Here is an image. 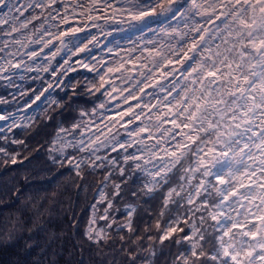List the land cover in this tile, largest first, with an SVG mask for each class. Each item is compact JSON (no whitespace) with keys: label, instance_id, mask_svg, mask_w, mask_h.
<instances>
[{"label":"snow or ice","instance_id":"6c2138e0","mask_svg":"<svg viewBox=\"0 0 264 264\" xmlns=\"http://www.w3.org/2000/svg\"><path fill=\"white\" fill-rule=\"evenodd\" d=\"M57 2L0 0V82L6 87H14L16 78L23 79L25 73L35 71L28 61L34 64L43 48H50L54 41L63 48H67L66 41L71 43L73 55L89 53L98 45L90 27L99 25L73 27L67 19L69 14L117 22L114 15L99 9L95 0L89 9L84 8L87 0H79L75 7L81 11L76 13L63 3L59 5L63 13L54 9ZM65 2L72 5V0ZM104 4L113 13L121 12L127 17L121 22L128 23L129 30L135 27L137 32H150L156 37L142 46L132 43L128 59L116 69L125 83L131 81L129 95L136 100L140 112H131L130 108L123 114L129 116L122 125L125 140L117 138L119 133L105 136L104 140L89 135L91 128L84 119L90 113H81L67 127L61 121L51 142V163L58 167L66 163L77 178L83 169H115L121 183L112 184L113 197L128 187L127 179L134 172L144 176L145 181L132 191L131 198L136 199L137 192L149 199L160 197L157 214L164 226L156 224L159 243L169 241L187 249V254L178 253L170 264H264V0H120L116 8H112V0H104ZM45 10L46 19L53 21L50 27L59 35L45 28L28 43L15 37L32 23L28 16L38 11L40 15L33 18L40 20ZM91 12L99 15L92 16ZM29 44L39 45L41 50L29 48ZM51 87L43 88L40 95L33 91V103ZM16 91L20 96L25 94L18 87ZM145 97L149 98L147 103L143 102ZM44 101L61 107L59 101L47 96ZM161 105L163 116L153 120V109L160 110ZM142 116L145 123L127 128ZM14 117L15 113L0 114V121H12L11 130L21 126L15 124ZM0 155L13 165L18 163L16 156L4 148H0ZM190 157L191 164L185 167ZM113 174L108 172L101 187L111 183ZM196 177H200L196 186L187 192L185 184ZM173 184L179 185L180 191ZM9 190L14 191L13 199L19 200L15 195L19 190ZM97 196L104 211L99 216L90 215L85 235L94 243H103L107 232L97 229L96 221H108L112 203L107 194L97 192ZM56 198L43 186H37L28 198V207L38 216ZM181 201L190 206L186 211L198 219L199 226L172 213L169 205L179 210ZM89 208L97 212L95 205ZM135 212L136 207L129 205L128 220L118 227L134 232ZM21 227L13 216H0V238L11 239ZM111 227V223L106 224V228ZM178 232L183 233L179 239L175 236ZM154 255L150 251L131 256L130 264H137V260L152 264Z\"/></svg>","mask_w":264,"mask_h":264},{"label":"trees","instance_id":"16d2710c","mask_svg":"<svg viewBox=\"0 0 264 264\" xmlns=\"http://www.w3.org/2000/svg\"><path fill=\"white\" fill-rule=\"evenodd\" d=\"M97 85L92 86L78 77L75 88L67 87L60 93V108L53 105L48 118L42 115L29 128L17 130V135L27 142V146L20 147L18 163L13 165L0 156V216L11 215L22 224L11 239L0 238V264H130L131 256L146 255L152 246L157 247L152 264H170L178 253L187 254L186 247L169 241L159 243L156 224L164 225L157 214L160 197L149 199L137 192L136 199H132V191L138 189L134 179H127L128 187L115 199L117 205L129 199L138 203L132 222L134 232L112 228L103 243H94L86 237L89 206L103 178V170L84 169L77 178L67 164L58 167L51 163L46 149L61 121L69 123L81 106L90 107L96 102ZM37 186H43L57 197L38 216L28 207V198ZM10 188L19 190L15 192L19 200L13 199L14 191ZM171 209L173 212L177 208L172 205ZM123 217L119 213L117 222ZM180 226L187 230L186 225ZM175 236L179 239L183 233ZM143 262L137 260V264Z\"/></svg>","mask_w":264,"mask_h":264},{"label":"bare ground","instance_id":"6f19581e","mask_svg":"<svg viewBox=\"0 0 264 264\" xmlns=\"http://www.w3.org/2000/svg\"><path fill=\"white\" fill-rule=\"evenodd\" d=\"M27 2H29V0H22V3ZM95 2L97 3L99 9L103 10L105 14L114 15L117 22H105L104 20L92 21L88 20L87 17L83 15L75 17L73 14H69L67 16V19L72 23L73 27H78L82 24L90 27L93 23L99 25V27H90L91 33L95 34L99 41L98 45L93 47L91 52L73 55L71 53L74 52L75 49H73V45L71 43H67L66 41L67 48H63V46L55 43L54 41L50 48H43L41 56L36 59L34 64L31 61H28L30 66L36 70L25 73L23 79L16 78L14 87H6L2 82H0V100L8 101L7 103H0V114L7 115L10 113H15V124L21 125L20 127H12L11 130H9V125L12 124V121H0V139L2 140L0 148H4L7 153L15 155L16 158L18 155V150L14 147L18 148L20 143H12V141L24 142L23 138L17 136L16 131L24 130L33 124L38 117L43 114H47L48 110L53 105H48L44 101L45 96H47L49 100L59 101L61 103L62 98L60 93L67 87L75 88L76 79L78 77H82L87 82H93V80L100 81L98 88L100 97L91 107L80 108L75 119H77L81 113H90L89 116L85 117L84 124L90 126L91 132L89 135H91L93 138L99 136L100 140H104L105 136L119 133L117 137L118 139H127L125 128L122 127V125H124V122L129 119V116H125L123 114L125 112H129L130 108L131 112L134 113H139L140 109L137 107L136 100H133L132 96L129 95L131 81L125 83L121 73H117L116 69L119 68L121 63H124L128 59L127 53L132 50V43H138V45L142 46L149 38L156 39V37L152 36L150 32H137L135 27H132L131 30H129L130 25L128 23L121 22L127 19L123 13H113L110 8L105 7L104 0H95ZM61 3H63L65 7H71L73 13L81 11V9H77L75 7L76 3H79V0H72V5H68L65 0H58L57 4L54 5V9L63 13V9L59 7ZM92 3L93 0H87V3L84 4V8L89 9ZM119 4L120 0H112V8L118 7ZM4 11L6 12L7 10L5 9ZM24 15H27V13ZM36 15H40V13L37 11L34 12L32 16H28V20H31L32 23L29 24L28 29L22 30V35L14 34L16 38H19L24 43H28L30 40L36 39L40 31L45 28L56 35H59L55 28L50 27L53 21H48L46 19L48 16L47 10L43 12L42 18L40 20H35L33 18ZM91 15L97 16L99 15V12H91ZM20 19L22 20L23 17ZM56 19L59 18L57 17ZM19 23L20 21L18 20L15 26L19 27ZM61 27L65 26L61 24ZM156 27L159 26L153 25V28ZM101 31L104 33L103 35H100ZM10 39L12 38L10 37L9 40ZM29 48L35 49L36 51L41 50L40 46L35 44H29ZM109 49L112 50L111 53L108 51ZM24 50L26 49H22L21 51ZM117 53L120 54L119 58L117 57ZM84 64H87L88 67H83ZM125 67H128L126 63ZM177 67L179 66L177 65ZM44 69H47V71ZM109 69H112V71L109 72ZM156 78L159 79L158 73ZM49 85H52V87L48 90V92H45L44 95L41 96V100L33 103V91H35L36 95H40L41 90L43 88H48ZM17 87L19 88L20 92L25 93L23 96H20L17 93ZM133 95L140 96V93L133 92ZM162 95L163 94H161V96ZM148 99V97H145L143 102L147 103ZM151 102L153 104L156 103L155 100H152ZM29 104L31 107H28ZM101 105H103V107H101ZM156 116H163V105L160 106V110L153 109V120ZM143 123H145V121L143 120L142 116L140 121H134L133 124L127 125V128L130 130L131 128L136 127L137 125H142ZM69 124H64V127H67ZM24 125H26V127ZM165 127H170V125H165ZM57 130L58 126L56 128V132ZM153 131H155V129H153ZM56 132L52 136L48 145V154L50 160V149L52 148L51 142L54 140ZM129 151H131V149H129ZM101 155H103V153H101ZM110 156H116V154L111 153ZM190 164L191 159H189V161L185 164V167H188ZM88 169L104 171L103 180L97 187L94 201L91 204L95 205L97 212H90V215L99 216L103 214L104 205L99 203V198L97 196V192H102L109 196V199L112 203V208L108 212L109 217L113 210V197H111V193L113 191L112 184L121 183L120 179H115V175L119 176V174L116 173L115 169L111 167H109L107 171L104 169ZM108 172L114 173L111 176V183H106L103 187H101V184L104 182ZM133 176L138 177V185L140 188L146 178L139 172H134V174L129 176V178ZM199 178L200 177H196L195 179L191 180L190 184H185L187 192L193 191V188L196 186L197 179ZM173 187H175L177 191H180L179 185L173 184ZM182 195H184V193H182ZM186 198L187 197L185 195V199ZM196 202L197 204L200 203V199L198 197L196 198ZM129 205L137 207V205L133 202L125 203L122 206V211H124L125 214L127 213ZM180 206L181 208L176 210L173 214L181 216L182 219H188L189 223H196L199 226L198 219H194L186 211V209L190 206H188L184 201H181ZM116 212L117 209H115L113 213ZM127 220L123 224H125ZM112 221L113 218H111L108 222H105V220L102 219H97L95 227L97 229L104 228L108 233L109 228H106V224H112ZM151 251L155 252L154 248H152Z\"/></svg>","mask_w":264,"mask_h":264},{"label":"rangeland","instance_id":"374dc122","mask_svg":"<svg viewBox=\"0 0 264 264\" xmlns=\"http://www.w3.org/2000/svg\"><path fill=\"white\" fill-rule=\"evenodd\" d=\"M198 19H199V18H198ZM64 123H65V122H64ZM57 126H58V125H57ZM55 132H56V131H55ZM23 139H24V138H23ZM24 140H25V139H24ZM20 146H21V147H22V146H24V147L27 146V142H26V141L23 142V144H21ZM0 156L6 158L5 156H2V155H0ZM17 160L19 161V158H17ZM9 161H10V160H9ZM10 163H11V161H10ZM100 229H101V228H100ZM151 248H153V246H152ZM152 262H153V259H152Z\"/></svg>","mask_w":264,"mask_h":264}]
</instances>
